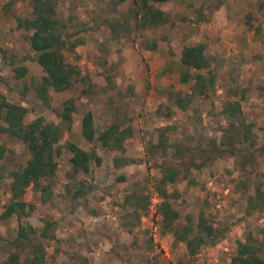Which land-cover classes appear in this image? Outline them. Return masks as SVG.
<instances>
[{
    "label": "rangeland",
    "instance_id": "obj_1",
    "mask_svg": "<svg viewBox=\"0 0 264 264\" xmlns=\"http://www.w3.org/2000/svg\"><path fill=\"white\" fill-rule=\"evenodd\" d=\"M7 2L0 0V48L5 51L0 55V95L27 109L25 123L42 116L60 124L63 134L56 146L55 176L43 181L50 184L51 200L43 204L29 187L24 200L34 208L20 219L1 214L10 199V173L25 168L30 155L20 141L0 135V264L11 254H20L21 260L29 255L30 246L13 244L19 228L29 226L36 231L33 243L44 248L46 264H184L189 260L185 245L164 232L157 213L161 200L154 186L162 164L180 172L167 186L178 195L169 200L179 213L175 227L202 213L224 230L216 244L200 249L194 263L230 264L237 242L264 227V210L247 211L248 197L264 182V0L154 3L167 22L141 32L133 21L135 0H59L57 16L66 25V36L82 43L72 52L65 50L64 60L88 80L76 78L67 91H50L48 104L32 89L44 73L30 57L31 32L17 27V19H30L32 9L28 1L15 2L4 12ZM146 40L159 41V48L147 50ZM199 43L210 65L199 73L214 82L206 95L189 97L194 73L181 82L179 59L185 46ZM20 67L26 73L18 78L15 69ZM180 98L186 100L185 110L176 105ZM67 99L76 106L69 130L56 115ZM228 103L239 105L238 117L251 131L248 142L235 141L233 150L224 139L232 122L223 112ZM88 111L98 132L113 122L131 128L122 151L83 138L81 119ZM68 142L93 151L100 164L73 173ZM115 159L121 164L117 168ZM240 162L247 163L245 169ZM129 193L149 198L138 221L124 214ZM48 222L54 225L44 239L40 233Z\"/></svg>",
    "mask_w": 264,
    "mask_h": 264
},
{
    "label": "trees",
    "instance_id": "obj_2",
    "mask_svg": "<svg viewBox=\"0 0 264 264\" xmlns=\"http://www.w3.org/2000/svg\"><path fill=\"white\" fill-rule=\"evenodd\" d=\"M28 1L32 12L30 19H17V27L30 31L27 41L31 49L30 57L42 68L43 76L33 83L32 89L36 97L45 104L50 100V91L62 93L67 91L76 78L81 82L88 80L85 75L76 67L65 62L64 51L72 52L75 47L82 44L78 40H73L66 36L64 32L66 25L60 23L57 16V3L59 0H8L4 6V12L15 2ZM168 0H135L133 11V21L135 30L138 32L145 29L156 28L165 24L167 18L164 13L155 9L154 3H162ZM112 30L115 32L114 26ZM140 35L141 33H134ZM118 36V34H117ZM160 42L157 40H146L145 48L154 51L159 48ZM203 44L185 46L180 55L179 66L181 68L180 80L188 82L190 71H193L191 94L189 97H200L207 94L208 89L213 87V77H205L201 73L209 68V61L206 58ZM5 51L0 48V55ZM17 77L20 78L26 73L24 67L15 69ZM90 83V82H89ZM91 84H88L90 88ZM188 102V101H187ZM178 108L186 109V100L183 98L176 100ZM76 111L73 99L63 102L59 113H56L62 124L69 126L72 123V116ZM224 113L231 118L228 127L224 130L226 144L233 150L234 143L248 142L251 136L249 126L241 120V111L238 104L228 103L224 108ZM27 109L23 106L10 103L3 95H0V135H7L20 141L30 155V159L25 168L13 170L10 173V199L5 205L1 218L7 219L12 216L22 218L33 210V205L24 200L26 190L31 187L40 194L43 204L49 202L52 197L50 184H44V180L52 179L57 170L56 159L60 155L56 147L62 138L63 128L60 124L48 122L44 117L39 116L29 123L24 119ZM81 134L89 143H99L101 147L110 151H122L124 142L131 136V128H122L118 122H113L101 132L94 126L93 115L90 111L86 112L81 119ZM163 142V141H162ZM162 142H160L162 144ZM252 144V143H251ZM253 145V144H252ZM70 152V164L73 173H87L90 165H99L101 159L93 151L82 150L74 143L66 144ZM264 152V145L261 149ZM235 156V155H234ZM1 157V155H0ZM240 168L245 169L247 163L240 162ZM115 167L121 164L118 159L114 160ZM161 177L156 182L154 190L160 198L157 206V213L161 217L162 229L164 232L171 233L175 243L185 245V255L189 260L184 264H195L193 258L201 248L212 246L223 237L224 230H221L211 223L206 217L199 213L197 220L193 221L190 216L186 218V224L176 228L175 223L179 218L178 211L173 208L170 199L176 194H170L167 190L169 184L177 181L180 172L174 166L162 164L160 166ZM148 196L129 193L124 197L123 207H130L126 214L127 217H134L137 221L140 215L148 209ZM264 210V182H258L254 193L248 197L247 211ZM54 223H46L45 228L40 233L44 239L50 238L48 229ZM31 234V237L29 235ZM36 231L29 227H20L18 236L13 241L17 247L27 248L29 255L20 259V254H11L4 264H46L44 248L41 244L33 243L36 239ZM264 227L255 232H248L244 241H238L235 254L232 256L230 264H264ZM74 264H88L82 261Z\"/></svg>",
    "mask_w": 264,
    "mask_h": 264
}]
</instances>
